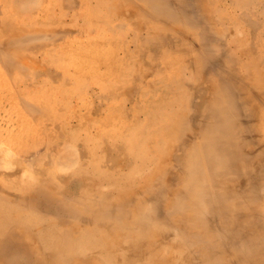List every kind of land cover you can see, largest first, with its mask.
Returning a JSON list of instances; mask_svg holds the SVG:
<instances>
[{"label": "bare ground", "instance_id": "bare-ground-1", "mask_svg": "<svg viewBox=\"0 0 264 264\" xmlns=\"http://www.w3.org/2000/svg\"><path fill=\"white\" fill-rule=\"evenodd\" d=\"M51 1L45 7L48 18H54L50 12L56 7ZM78 1L84 13L83 7L66 13L59 6L54 23L81 16L88 18V26L80 32L84 37L99 23L113 36L76 44L77 48L73 41H67L69 56L66 54V61L60 64L61 73L44 66L52 51L42 46L37 47L35 58H23L25 62L21 60L18 66L32 63L35 79L63 82L56 92L61 96L69 93V106L60 105L63 109L49 123L30 124L15 139L5 136L14 132L11 119L6 118V124L0 120V176L31 180L23 182L21 194L16 196L6 190L3 181L0 183V264H159L156 260L160 264H188L193 258L199 264H264V248L258 252L261 261L257 262L243 250V254L232 252L227 257L231 250L221 244L233 237L232 248L264 246V18H246V11L239 17L234 8L225 9L240 2L253 4V0H136L143 4L138 9L122 0ZM9 2L28 9L41 6L43 0ZM194 8L201 11V18L196 17ZM104 9L110 15L102 21L100 11ZM247 22L246 28L243 23ZM122 32L125 37L117 39L115 35ZM68 36L72 32L59 31L50 38ZM42 38L37 34L13 35L0 46V54L12 58L18 55L15 50L20 43ZM82 51L93 57L84 56ZM16 59H11L12 66ZM110 64V71L100 73ZM102 80L103 91L97 94L90 84ZM85 95L101 100V105L93 106L95 101L86 100ZM48 101L52 110L57 107L53 95ZM113 101L117 104L112 109L105 106ZM27 107L31 113L38 111L33 104ZM103 110L113 118L93 116ZM118 123L122 141L111 134ZM136 129L141 131L138 140L133 137L138 134ZM78 133L89 139L88 143L79 140L77 146L81 168L72 175L59 176L61 170L79 164L72 157L74 152H68L67 159H72L63 164L67 148H59L67 147ZM44 146L59 154L56 164L61 167L55 169L56 176L41 167L46 153H39ZM118 151L123 154L110 158V152ZM96 152L105 157L93 158ZM38 154L36 164L41 168L35 172L25 159ZM141 154V169L151 172L144 185L134 186L131 176L124 175V166L128 160H141ZM86 174L100 181L91 186L95 193H103L101 198L86 194L88 185L81 187L80 196L72 192L77 189L76 180ZM127 187L133 192L123 190ZM15 189L10 188L17 192ZM131 195L139 196L140 201L143 198V206L136 212L137 218L126 224L120 213L119 217L114 214L127 208L133 201ZM73 198H77L75 202ZM15 200L28 205L37 201L38 206L55 211L61 230L44 223L35 212L27 215L25 207ZM161 201L165 212L157 211ZM144 203L156 206L154 213L147 212ZM180 214L186 216L176 219ZM93 224L96 226L91 227ZM154 228L159 232L151 239L149 232ZM195 238L196 245L191 243ZM106 242L113 252L106 253Z\"/></svg>", "mask_w": 264, "mask_h": 264}, {"label": "rangeland", "instance_id": "rangeland-1", "mask_svg": "<svg viewBox=\"0 0 264 264\" xmlns=\"http://www.w3.org/2000/svg\"><path fill=\"white\" fill-rule=\"evenodd\" d=\"M60 1H62V2H60ZM108 1H111V0H108ZM122 1L123 2L126 1L127 3L129 2V5L134 6L136 9L142 8V5H143L141 2H137L136 0H122ZM51 2L52 3L54 2V4L56 5V7H54V9L50 12V15L53 16L54 18H48V15L49 14H47L48 11H47V8H45V7H47V5H49L48 4V0H43V2H41V4H40L41 6H38L37 8H31V7H29L28 9H26V8L23 9L22 6H14V5L12 6V2H9V0H0V39H1L0 40V46L3 45V44H5L9 40V38L12 37L13 35H21V37H23L24 35L25 36H32L33 37V34L34 35L37 34L38 36H42L43 37L42 39H39L37 41H28V42H26L24 44L23 43H20V45L16 46L17 49L15 51H16V53H18V55L16 54L18 57L13 54L12 58H19V60L16 59L17 63H16V61H13V63L15 62V64H13L14 66H12V63H11V61H12L11 59L12 58H9L10 56L3 58L1 56V54H0V116H1L0 117V120L3 121V123L6 124V123L9 122V121L6 120V118L7 119H11L10 121L12 122V125H13L12 128H14L13 129L14 132L13 133H10V134H6L5 135L6 137L9 136V137H13L14 139L15 138H18V137H21V131L27 130L29 128L30 124H33V125L35 124V126L37 127L38 125H40V123H45V122L49 123L48 120L49 119H52L54 116H56V114H58V110L63 109L61 106H64V105L69 106V104L66 102L69 99V93L68 94H65L64 96H61V95H59V92L58 91L56 92V89L58 87H60L61 85L63 86V84H62L63 82H60L59 83L57 81L48 80V78L45 79L43 77L42 78H39V79H35L34 78V73H35L36 69H35V67H34V65L32 63H30V64H28L26 66H22V68L21 67H18L19 65L21 66V64L23 62H25L24 61L25 59H23V58H26V59L30 58L28 60H31V57L35 58L34 56L37 55V54H35V51H38L37 47H39V46H42V47H44L46 49H50V51H52V54H50L51 56L50 55L48 56L49 59H47L43 64L48 69H50V70H52L54 72L61 73V68L63 66L60 65V64L62 62H65L66 61V59H67V57H65L66 54H68V56H69V53L66 51V50H68V47H66V45L68 43L67 41H73L74 44H75V47L77 48V45L76 44H80V43H85V44L86 43L87 44H89V43H95V42H98L100 40L110 39L113 36L112 33L111 34H110V32L107 33V31H105L104 29H102L103 24L102 23H99V20H98V23H99V25L101 27L98 24H96L97 26L95 28H93V30H90L86 34V37H84L85 36L84 35L85 33L83 35H81L80 32H82L83 29H85L88 26V18L86 19V18H83L81 16H78L77 18H74V19L73 18H62V20H61L62 22L54 23L56 19L58 20V18H57L58 17L57 16L58 15V9L57 8L59 6H62L61 8L64 9L63 11H67L66 13H70L71 11H80V9L82 7H83L82 8L83 10L81 9V11H82V13H84L85 8H84V6H80L81 4H80V1H78V0H75L76 3L73 4V5L71 4V2H68L67 0H57V2H56V0H54V1L52 0ZM255 2H256V0H253V4L254 5L251 4L252 2H249L245 6L243 4H241V2H240V4H235L232 7H231V5H227L229 7H227V8L224 7V8L227 9V10H229V11H232L233 8H234V11H236L237 15L238 16L241 15L239 17H243V12L246 11L249 14L248 17L246 16V18H253V19L254 18L255 19H259L260 17L261 18H264V0H257V2L256 3ZM63 4H65L66 6H68L67 4H70V6L68 8V7L64 6ZM92 4H95L96 5L95 2H92ZM140 4H142V5H140ZM217 4L218 3H216V2L214 3V5H217ZM112 5H113V3H112ZM211 5H213V4H211ZM241 7H242V9H241ZM247 8H249V10ZM34 9H36V10H34ZM94 9H96V8H94ZM194 10H195L194 13H195L196 17L197 18H201V15H202L201 14V11H198L195 8H194ZM100 12H101V20L102 21L104 19H106L105 18L106 16H109L110 15V13L106 11V9L101 10ZM55 14H56V16H55ZM258 16H259V18H258ZM63 22H65L66 24L63 23ZM82 23H83V25H82ZM54 24H55V26H53ZM67 25H69V26H67ZM75 26L76 27L78 26V27L75 28ZM243 26L247 28V27H249V23L247 22V23H245V25L243 23ZM126 27L129 28L128 25H126ZM56 28H57V30H56ZM49 30H51V31H49ZM59 31H63V32H68L69 31V32H72V36H70V37L68 36V38H64V39L59 38V40L58 39L57 40H51L50 37L52 35L57 34V32H59ZM35 32H37V33H35ZM51 32H53V33H51ZM13 33H15V34H13ZM27 33H30L31 35L30 34L27 35ZM76 33L78 35H75ZM101 33H103L104 35L101 34ZM5 34H6V36H5ZM106 34H108V35L110 34V35L107 36ZM7 36H8V38H7ZM47 36L50 38V40L47 38ZM115 37L120 40V38L123 39L125 37V34H124V32H122V33L117 34V36L115 35ZM3 38H5V39H3ZM60 42H61V44H60ZM57 46H58V48H57ZM133 48H134V46H133ZM10 49L8 51H10ZM14 49L15 48H12V50H14ZM55 49H57V50H55ZM106 49H107V47H106ZM63 52H65V53H63ZM72 53H74V52H72ZM80 53L81 52L77 51V54H80ZM38 55H39V58H40L39 60H41L43 58L42 55L39 54V53H38ZM53 55H54V57H53ZM83 55L84 56L85 55H89V57H93V54H91L88 51H84L83 52ZM99 55L100 54H96L95 56L99 57ZM73 58H75V57H73ZM21 60H23V62H21ZM30 67H31V69H29ZM110 67H111V64L110 65H107L105 67H102L100 73H103L105 71H110ZM24 68H27V69H24ZM91 69L92 68H90V70ZM90 70L88 72H90ZM30 73H32V74H30ZM187 74H188V76L191 75L190 72L186 73V75ZM95 75L103 76V75H101L99 73H95ZM101 82L104 83V81L102 80V81H95V83L93 82V83L90 84V88L94 89L97 94H101L102 91H103V87H102V83ZM45 83H46V85H45ZM98 83H100V84H98ZM64 85H65V83H64ZM50 87H52L54 89H51ZM73 87L71 86V89H73ZM66 88H67V91L69 92L68 86H66ZM71 89H70V92H73ZM50 91H52V93H54V94H52ZM49 93H50V95H53L56 98V100H57L56 102H58L57 107L55 109L53 107V110H52V104H51V102L48 101V98L50 97ZM45 94H46L47 97L45 96ZM85 99L88 100V101L89 100L90 101L91 100L92 101H95L96 104H93V106H95V107L101 105L100 104V101L101 100H98V99L96 100V99L91 98V97L89 98L88 96H86ZM29 102H30V104H33L34 106H36L35 108H37V110H38L36 112L37 116H36V114H34V112L31 113V112L28 111V107L27 106L30 105ZM42 102H44V103H42ZM46 102H47V104H45ZM113 102H111V103L109 102L105 106L106 107H109V109H112V107L115 105V103L117 104V101L114 102V103ZM93 106H91V107H93ZM103 107L104 106H102V108ZM39 108L40 109L42 108L43 111H41L42 109L40 110ZM86 111H88V110L87 109H84L83 110V112H86ZM38 113H40V114H38ZM98 115L97 114H94L93 116L94 117L96 116L95 118H99V117H103V116H107V117L113 118L111 116V114H109V111L107 112L105 110H103V112L102 111H99ZM120 115H121V113H120ZM48 117H50V118H48ZM114 119L119 120L120 118H114ZM38 122H39V124H38ZM101 124H102V122H101ZM109 125H111V124H108L107 126H109ZM119 126L120 125L118 123V125H116L113 128L114 130L113 129L111 130V134H113L116 137V139H119V141H122L121 135L123 136V132H122V130H120L121 127H119ZM22 128H24V129H22ZM113 131H114V133H112ZM135 131H138L137 132L138 134H134L133 137H134V140H138V138H139L138 136L141 137V131L139 132V129H136ZM75 136L76 137L74 139H72L71 143H69L67 145V147L65 145H60L59 148L60 149L61 148L66 149L67 148L66 149L67 150V157L64 159L65 161L62 162L63 164H67V162L71 161V159H72L70 156H69V159H67L68 158V155H69L68 152L70 154H71V152L72 153L74 152L75 155L74 156L72 155V157L76 158V160H77V162L79 164L77 165V163H76V167L75 168L68 167V168L64 169V171L60 169L61 171H60V175L59 176L72 175L76 170H78L79 168H81V165H80L81 160H80V157H79L78 147L80 145V141H82V140L84 141L85 140V142L88 143L89 139H86V138L84 139V134H80V133H78ZM75 140L77 142H75ZM167 140H166V142H168L167 144H169L171 142V139H168V137H167ZM90 144L95 145V143H93V141H90ZM17 147L15 146L13 149L16 150ZM115 149H118V148H115ZM40 152H41V153H39L40 155H43V154L46 153V157H44L43 163H42V160H41V167L42 168H45V169H49V171L53 172V174L55 175V173H54L55 172V169L61 167V166H59V165L56 164L57 163L56 162V159L57 158L55 156H57V157L59 156L58 152L54 151L53 148H52V150L51 149H48L46 146H44L43 148H41ZM135 153L137 154V151H135ZM39 154L37 156L33 155L30 158L25 159V161L27 160L26 161L27 164H30V167L32 166L31 169H33V171H35V172L37 171V168L40 167V166H38L36 164L37 161H38V159H39L38 158ZM109 154H110V158H111V157L116 156L117 154L122 155L123 153L121 151H118L117 153L116 152H113V153L110 152ZM147 154H148V156L150 155L149 152H147ZM76 155L79 157V160H78V157ZM52 156L55 157V159H53ZM98 156H100L102 158L105 157V156H102V154L96 152V154L94 155L93 158H99ZM141 156H142V159L141 160H138V161L128 160V161H126V165L124 166L125 167L124 175H127L128 174V175L131 176V178H132L131 179L132 180V185H134V186L135 185L136 186H142V185H144L145 184V181H144L145 180V177L147 175H149L150 172H151L150 169H148L149 171L147 170L148 172L146 170L141 169L140 166H141V164L143 162L144 155L141 154ZM36 157H37V159H36ZM90 159H92V157ZM53 160H55V161H53ZM22 161H24V160H22ZM33 161H35V162H33ZM130 162H131V164H130ZM31 164H33V165H31ZM136 164H137V166H136ZM74 166H75V164H74ZM83 166L85 168H87L86 165H83ZM96 169H98V170H107L106 167L105 168L96 167ZM131 169H133V170H131ZM139 169H141V170H139ZM85 170H88L89 171V170H92V169L87 168ZM144 173H146V174H144ZM66 174H68V175H66ZM5 178L8 179V180H6ZM1 179H3V180H1ZM19 179L20 180L14 178V177L13 178L12 177L11 178H8V176H6V175L5 176H2V177L0 176V183L2 184V181H3L4 184H2V185L5 186L6 190L9 193H11L13 196H16L18 194H21V192L19 191V189L23 187V184H24L23 182H26L27 180H28L27 182H30L31 181V180H29L30 179L29 177H25V179H23L24 181L22 180V178H19ZM139 180H140V182L138 184V181ZM93 182L96 183V184L100 183L99 180H97V179L94 180V178L89 177L86 174V175H84L81 178H78L76 180L77 189H73L72 192L76 196H80V194H78V192H80L81 187L88 185L89 186V191L86 194H88V195H94L95 194L96 197H93L95 199H98L99 197L101 198V196H103V193L101 195L99 193H95L94 192V190H93V188L91 186L93 184ZM122 185H124V184H122ZM90 186H91L92 189L90 188ZM10 188L13 189V190L16 188L17 190L16 189L15 190L17 192L10 190ZM128 189L129 188L127 187V189H123V190L126 191ZM131 190H133V189L130 188L128 191L129 192H133ZM29 192H33V191H28L27 194H29ZM129 192H127V193H129ZM22 194L25 195L26 193L22 192ZM75 195H73V196H75ZM131 196H132V200L133 201L127 206V208L126 209H123V210H120V211L118 210V211H116L118 214L116 212L114 214L115 216L119 217V213H120V217H122L121 218L122 219V222H124L126 224H131L137 218L138 215H135V214H138L136 212L137 211H140L141 207L143 206V198H141V201H140V197L139 196H137V195L135 197H134V195H131ZM88 197L90 198V196H88ZM76 199L77 198H73V202H75ZM113 202H117V199L114 198L113 199ZM15 203H18L19 205H21V207L24 206L27 215H29L30 212L32 214L35 212L34 215L35 214L38 215L41 218V220L44 221V223H46V224H54L55 225V228L54 229L56 231L57 230H61V225H58L57 224L58 223L57 216H56L57 214L55 213V211L50 210V209L47 210V209H44V208L38 206L37 205V201L31 202L32 205H28V204H25V203H20V202H17L16 200H15ZM135 205H138L139 207L136 208ZM144 205H147L146 206V210L149 209V210H147V212H151L152 213L153 211H155V209L153 210V207L156 208V206H153V207L151 206L150 207V203H148V204H145L144 203ZM158 205H157V207H160V206L161 207L158 208L159 210H157V211L165 212L164 203H162V201H161ZM27 209L29 210V212H28ZM185 214H183V215L180 214L179 216L177 215L176 216V219H180L181 217H184V216L187 215V214L186 215ZM3 216H5V214H3ZM6 216H7V214H6ZM101 220H103L102 221V223H103L104 222V219H100L99 222ZM130 220L132 221L131 223H130ZM47 221H49V222H47ZM113 221L117 222L116 219H113ZM118 223H119V221H118ZM113 224L117 225V223H113ZM95 226L96 225L93 224V226H91V227H95ZM81 228H82V230H84L86 227L85 226H81L80 229ZM156 229L157 228H154L153 230H151L149 232V234L151 236H153V237H151V239L152 238L156 239V237H157L156 234H157V232H159ZM101 238L103 239V237H101ZM101 238L100 239L98 238V240H101ZM232 240H233V237L230 238L229 240H227V241L225 240V241H223L221 243L223 245V247L225 246V248H228V249L231 250V252L228 253V254L226 252V254H227L226 256L227 257H230L229 255H232V252L234 254H236V255H240V252H242V254H243L244 253L243 251H246V253L248 254L247 257L249 259H253V260H256L257 259V262L261 261L260 259H258V252H260L264 248V246L259 247V246L256 245V246H252L251 248H249V247H236L235 246V247H233L234 248L233 249L232 247H229L230 244H232L231 243ZM225 242H226V244H225ZM106 243H107V247H105L106 253L113 252L114 251V248L110 245V243L109 244H108V242H106ZM191 243L194 244V245H196V238L194 240H192ZM194 248H195V246H194ZM184 251H186V249H184ZM183 259L185 260V258L182 257L181 260H183ZM160 260L162 261L163 259H160ZM196 260H197V258H193L188 264H199L198 261H196ZM154 262H155V260H154ZM156 263H159L160 264V261L158 262V260H156ZM227 264H230V263H227Z\"/></svg>", "mask_w": 264, "mask_h": 264}]
</instances>
